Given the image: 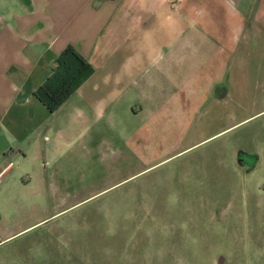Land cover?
I'll use <instances>...</instances> for the list:
<instances>
[{"label": "rangeland", "instance_id": "rangeland-1", "mask_svg": "<svg viewBox=\"0 0 264 264\" xmlns=\"http://www.w3.org/2000/svg\"><path fill=\"white\" fill-rule=\"evenodd\" d=\"M211 9L228 44L171 59L169 43L204 33ZM261 11L264 0H164L133 36L148 88L50 139L47 185L0 188V264H264V28L244 31Z\"/></svg>", "mask_w": 264, "mask_h": 264}, {"label": "crops", "instance_id": "crops-1", "mask_svg": "<svg viewBox=\"0 0 264 264\" xmlns=\"http://www.w3.org/2000/svg\"><path fill=\"white\" fill-rule=\"evenodd\" d=\"M163 4L164 0H0V188L47 185L50 139L82 135L89 110L110 119L117 95L127 94L131 86L138 92L148 88L147 46L133 36ZM259 14L245 26L246 38L264 28V13ZM216 15L212 10L208 21L196 20L204 33L198 29L185 40L174 37L169 43L171 59L178 60L187 51L188 60L211 59V51L207 55L203 46L214 41L227 45V32L214 21ZM68 45L93 67V73L51 113L34 91ZM161 46L156 42V49ZM157 57L167 58L162 51ZM121 59L124 73L117 70ZM128 109L134 115L143 110L129 104Z\"/></svg>", "mask_w": 264, "mask_h": 264}, {"label": "trees", "instance_id": "trees-1", "mask_svg": "<svg viewBox=\"0 0 264 264\" xmlns=\"http://www.w3.org/2000/svg\"><path fill=\"white\" fill-rule=\"evenodd\" d=\"M92 73L93 67L68 45L57 55L50 75L35 89L34 95L52 113Z\"/></svg>", "mask_w": 264, "mask_h": 264}]
</instances>
